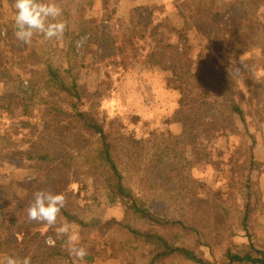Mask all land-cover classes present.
<instances>
[{"label": "trees", "instance_id": "trees-1", "mask_svg": "<svg viewBox=\"0 0 264 264\" xmlns=\"http://www.w3.org/2000/svg\"><path fill=\"white\" fill-rule=\"evenodd\" d=\"M97 2L100 7L92 11ZM14 3L0 0V141L14 139L19 128L41 129L42 135L52 133L61 145H68V151L62 157L36 147H7L1 153L8 160L30 163L34 176L18 184L10 176L4 182L0 179V264L8 256L18 262L29 257L31 264L57 260L161 264L170 259L178 260L176 264H264V247L258 246L261 238L254 228L262 208L259 183L252 179L259 163L253 155L257 140L251 129L264 134V0H244L227 13L232 17L233 46L242 43L263 50L258 61L262 74L254 78L253 62L232 74L218 54L225 41L216 24L225 14L223 0H178L171 7V20L158 17L163 7L156 5L130 4L120 12L112 0H56L61 8L58 19L66 24L63 36L46 40L34 33L28 44L14 35ZM110 23L116 28L112 33L107 32ZM93 33L98 37H92ZM79 35L93 39L116 69L135 66L139 71L143 65L170 69L171 86L184 88L181 105L171 114V138L137 137L117 114L104 110L99 118V88L89 91L77 82L86 69L76 49ZM149 38L152 47L147 51L144 43ZM131 43L139 44L144 52L133 53ZM110 47L115 49L111 56ZM209 50L215 56L208 55ZM7 81L15 84L12 100L2 88ZM14 106L35 122L19 128L6 123L4 116ZM227 126L234 127L233 135L251 143L242 162L233 156L222 165L233 184L229 196L235 197L224 204L223 195L204 183L208 167L202 165L198 150L208 153L201 140L215 137ZM189 148L192 156L185 162L184 151ZM58 164L76 172L75 191L67 186V178L60 182L54 178L51 171ZM88 176L97 178L92 198L84 193ZM10 186L17 190L13 196L23 197L11 203L3 198L10 196ZM41 189L64 196L74 191L73 196L84 205L83 216L63 207L56 225L67 223L79 234V243L88 252L83 261L68 255L66 237L57 238L56 226L28 220L27 207L34 192ZM98 196L110 208L123 207V216L85 217L92 215L88 202ZM155 217L161 222L150 227ZM47 237L55 241L54 246L45 243Z\"/></svg>", "mask_w": 264, "mask_h": 264}, {"label": "rangeland", "instance_id": "rangeland-1", "mask_svg": "<svg viewBox=\"0 0 264 264\" xmlns=\"http://www.w3.org/2000/svg\"><path fill=\"white\" fill-rule=\"evenodd\" d=\"M176 1L178 0H165L163 3H158L161 7H163L161 8V11L157 9V12L162 14H159L158 17L161 16L171 20V7ZM224 1L226 0H223V2ZM124 2L112 0L113 5L117 7L120 12H125L128 5H134V3ZM228 2H230V0H228ZM243 4L244 2L240 6ZM240 6H236L231 10H227L225 14H223L221 17H218L216 22V24L222 28L225 34L223 46L225 45L227 39H229L231 48L239 53H236L237 55L235 60H231L224 55L222 46V49L218 52V54L221 55L223 63L227 66L228 70L232 74H235V71L238 67H242L250 62H253L251 67L253 69L254 78L262 74V72H260L261 70H259L260 66L258 64V61H260V58L263 54L262 48L247 47V44L244 45L242 43H239L236 45V47H234L232 41H230L232 37L233 26L232 17L227 13L236 10ZM99 7L100 2H97L92 11H95ZM222 8L224 9V6ZM262 13H264V10H262ZM74 26L75 25H73V27ZM74 28L77 30V27ZM112 29L115 30L116 28L113 27V23H110L107 32L112 33ZM173 33L174 32L171 33L172 38H174ZM73 34H76V31ZM170 36L168 40L171 42ZM92 37H98L97 33H93ZM199 38L201 37L199 36ZM133 42L135 43V41ZM144 44L148 51V48L152 47V40L149 38L148 42ZM138 45L131 43L129 45V50H131L133 53H140V50L142 49L139 48ZM76 49L79 58L83 61V64L86 67L85 71H83L77 78V82L82 87H88L89 91L99 88V95L97 97V99L99 98L100 102V107L98 108L99 118H103L101 111L104 110L106 114H117L127 126L128 132L137 137H149V140L156 141L171 138V135L173 134V131H171V114L176 111V108L180 107L184 88L180 87L174 89V87L171 86L170 69L165 66L146 67L145 65H143L142 69L139 71L135 70V66H127L116 69L113 66V62L110 59H107L102 51L99 52L96 42L89 38L88 35L77 36ZM113 53H115V49L110 47L109 55L111 56ZM245 53L248 54L246 58L243 57L245 56ZM208 55L215 56V52L209 50ZM141 60V57H139L138 62ZM19 71L20 69L17 70V72L20 74ZM2 86L6 96L12 100L15 94V84L11 81H7L4 82ZM89 104L90 103L88 101L86 106ZM146 114H148L149 119L143 118V116ZM4 121L18 128L26 122H30L31 124L35 122L34 120L28 119L24 115L23 109L20 106H14L11 112L5 114ZM251 129L257 142H262L264 139V134L262 132L255 131L254 128ZM233 131L234 127L227 126L223 129H220L215 137L209 139L203 138L200 144L202 148L208 153L200 150L201 148L198 150L200 152L199 158L203 160L202 165H204L205 168L206 166L208 167V179L204 180V183L208 184L209 189L217 195H223L220 197L223 198L224 204H226L228 200L235 199V197L233 198V196H229V192L232 189L233 184L231 181L227 180L228 172L222 169V165L224 162L228 163V159L233 156H239L242 162L246 158V154H248L251 143L250 139L244 141L241 137L233 135ZM13 137L14 139L8 141H0V179L3 182L10 176L12 178V183L18 184L21 179H29L34 176V170L30 163L8 160L7 157H4V155L1 154L7 150V147L9 149L11 148L15 150H17L16 148L28 150L32 147H36L39 150H49L50 152L56 153L61 157L66 151H68V145H61L55 139L52 133H44V135H42L41 129L34 131L31 130V128H19ZM28 141H31V143H27ZM210 155L215 157L216 160H213V157L211 158ZM183 156L185 162H189L192 156V149H186ZM210 165L216 168H209ZM246 166L248 168L249 165ZM217 168H221L222 170ZM235 168L237 170V167ZM237 171H239L238 173L242 172V170ZM247 172L248 169L245 173ZM51 173L57 182H60L62 178H67V186L73 187L75 191L76 179L78 176L74 169L58 164L54 166ZM96 182L97 178L94 176L85 177L86 185L84 188V193L88 198L95 197L94 188ZM14 188L15 187L12 189L11 186L8 188L10 196H3V198H5L10 203L23 197L13 196V194L17 191H14ZM74 191H70L67 196H64V207L83 216L82 213H84L85 207L82 205V203L77 201L76 196H73ZM99 200H101V203H99ZM95 202L98 203V205H96ZM95 202H92V200L88 202V204L90 203L91 206V213L89 214L92 215H87L86 213L85 217L94 215L98 217L102 216L104 218L111 216L121 218L125 212L124 208L120 206L110 208V205L106 203L103 196H98ZM157 208L160 207L154 206V209L157 210ZM160 210L162 209L160 208ZM152 212H154L153 208ZM158 221L161 222L159 217H155V220L149 222L150 227H157ZM46 230L47 228H44V232H46ZM48 238L49 237H47V239ZM176 263H178V260L170 259L168 261L166 260L162 262L161 264ZM41 264L67 263L57 260L51 262L43 261Z\"/></svg>", "mask_w": 264, "mask_h": 264}, {"label": "clouds", "instance_id": "clouds-1", "mask_svg": "<svg viewBox=\"0 0 264 264\" xmlns=\"http://www.w3.org/2000/svg\"><path fill=\"white\" fill-rule=\"evenodd\" d=\"M14 35L24 44L31 42L34 33L42 34L46 40L59 39L63 36L66 24L59 20L61 8L56 0H15ZM259 83V81H256ZM65 205L63 194L50 190H37L27 207V218L48 226L57 225V217ZM57 238L66 237L65 244L68 255L78 261H83L88 255L87 249L79 243V234L72 231L70 225L62 223L55 227ZM45 243L54 246L55 241L49 237ZM4 264H31L30 258L25 257L18 262L13 256H8Z\"/></svg>", "mask_w": 264, "mask_h": 264}, {"label": "crops", "instance_id": "crops-1", "mask_svg": "<svg viewBox=\"0 0 264 264\" xmlns=\"http://www.w3.org/2000/svg\"><path fill=\"white\" fill-rule=\"evenodd\" d=\"M121 1L123 2L125 1L124 3H134L135 5L160 6L158 3H163L165 0H119V2ZM243 2L244 0H230V2L226 0L223 2V6H224L223 11L226 12L227 10H231L235 8L236 6H240ZM223 53L227 58L231 60H235V57L239 52H236L231 48V44H229V39H227V41L225 42V45L223 46ZM247 55L248 54L245 53V56L243 57L246 58ZM253 155H254L255 160L259 163V166H258L257 171L255 170L252 171V176H253L252 179L257 180L259 183L260 190H261L259 202L262 208V211L255 216L254 228H255L257 235L261 238V240L257 242L258 246L264 247V144L262 142H257L254 145Z\"/></svg>", "mask_w": 264, "mask_h": 264}]
</instances>
